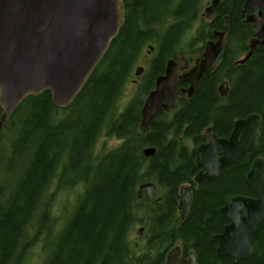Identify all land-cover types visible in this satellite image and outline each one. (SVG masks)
I'll use <instances>...</instances> for the list:
<instances>
[{
  "label": "trees",
  "instance_id": "16d2710c",
  "mask_svg": "<svg viewBox=\"0 0 264 264\" xmlns=\"http://www.w3.org/2000/svg\"><path fill=\"white\" fill-rule=\"evenodd\" d=\"M201 1L123 0V25L72 103L56 109L45 91L16 108L0 133V264H28L37 246L40 264H165L176 244L196 264H264V221L246 260L218 258L212 239L229 224L219 213L226 201L258 197L260 181L247 178L254 157L244 155L197 187L192 183L199 171L195 150L207 128L227 139L235 120L261 115L257 156L264 160V46L237 64L254 38V27L241 17L244 0H221L211 21L200 19ZM196 22L186 44L189 62L214 31H226L225 47L194 94L180 97L170 114L159 112L144 131L143 102L166 63L177 61ZM145 47L154 50L145 81L119 110ZM222 82L229 88L225 98L217 92ZM101 136L120 143L96 153ZM147 148L155 149L150 158L142 155ZM144 183L156 186L160 203L137 198ZM182 186H189L191 203L181 221ZM63 193L74 198L56 217ZM136 227L144 228L142 238H132Z\"/></svg>",
  "mask_w": 264,
  "mask_h": 264
},
{
  "label": "water",
  "instance_id": "95a60500",
  "mask_svg": "<svg viewBox=\"0 0 264 264\" xmlns=\"http://www.w3.org/2000/svg\"><path fill=\"white\" fill-rule=\"evenodd\" d=\"M221 0H212L200 17L212 20ZM264 0H244L242 20L254 27V40L245 63L256 46H264ZM124 22L123 0H0V133L20 103L28 96L47 91L52 106L68 107L106 53ZM226 31L213 32L215 42L205 43L200 58L193 67L177 74L176 63H166L164 74L155 80L154 89L147 95L141 109V129L148 131L159 112L170 113L178 98H190L202 76L216 63L224 49ZM152 51V48H150ZM143 72L135 69V77ZM187 84L188 88L183 85ZM217 92L225 98L227 83ZM257 115L235 120L227 139L218 138L210 128L205 130V144L195 150V165L200 171L192 182L198 186L214 177L222 168L236 163L242 156H255L247 178H257L261 186L257 198L233 197L225 202L219 213L228 221L222 233L213 235L217 242L216 256L229 257L234 262L246 260L255 252L253 237L264 221V161L256 156ZM155 149L143 150L144 158ZM152 183L138 187L137 198L160 203ZM191 191L179 190L178 211L182 221L189 212ZM138 237L144 235L138 229ZM166 264H196L193 253L188 259L181 256L178 245L166 253Z\"/></svg>",
  "mask_w": 264,
  "mask_h": 264
},
{
  "label": "rangeland",
  "instance_id": "374dc122",
  "mask_svg": "<svg viewBox=\"0 0 264 264\" xmlns=\"http://www.w3.org/2000/svg\"><path fill=\"white\" fill-rule=\"evenodd\" d=\"M210 1L211 0H202L201 1L200 14L203 12V9L208 5V3ZM198 26H199V22H196L194 24L193 28L189 32H187V34L185 35V37L183 38V40L180 44L181 49H183L179 53V55H177V58H178L177 63L179 64L178 66L180 69H182L186 65V63L189 62L188 61V54H190V53L186 49V44L194 36V31ZM153 54H154V52H149L148 48L145 47L144 52L141 54V58H140L141 62H139V64L136 67L141 66L145 70H147L149 67L150 61L153 58ZM243 58H244V55L241 56L239 58V60H242ZM136 67L133 69V73H134V70L136 69ZM133 73H132L131 77L129 78L128 83L125 85V87L122 91V94L120 96L119 103H118V109L119 110H121L128 103V101L137 93V91L139 90V87L145 81L146 72L138 80L134 77ZM119 143H120V141H118L114 138L101 136L97 142L96 153L111 150ZM76 191L78 192L77 189H76ZM66 195H67V193H63V194H60L58 197V202H57V204L55 206V210H54V215L56 217H59L61 214H63L64 206H66V208H68V206L70 205V202H68L67 200L69 199V201H72L74 198V195H72V196L71 195L66 196ZM139 228L140 227H136L135 230L133 231V233H131L132 238H135V237L138 238L137 231ZM41 256H42L41 250L37 246L36 248L33 249L32 255L30 256L28 264H40Z\"/></svg>",
  "mask_w": 264,
  "mask_h": 264
},
{
  "label": "flooded vegetation",
  "instance_id": "af4514ba",
  "mask_svg": "<svg viewBox=\"0 0 264 264\" xmlns=\"http://www.w3.org/2000/svg\"><path fill=\"white\" fill-rule=\"evenodd\" d=\"M216 40H217V39L213 37V40H211V41L215 42ZM201 54H202V52L198 55V57H196V59L199 58V57L201 56ZM194 60H195V59H194ZM194 60H193L192 62H188V63H186V65H185L182 69L179 68V66H178L179 64L177 63L178 61H175V62H176V67H177V73H178L179 75H181V74L187 72L188 70H190V69L193 67V65H194ZM144 70H145V69H144ZM140 77H141V76H140ZM140 77H139V78H140ZM139 78H137V80H138ZM183 87H184V88H188V85L185 84V85H183ZM205 143H206V141H204L203 144H205ZM199 171H200V170H199Z\"/></svg>",
  "mask_w": 264,
  "mask_h": 264
},
{
  "label": "bare ground",
  "instance_id": "6f19581e",
  "mask_svg": "<svg viewBox=\"0 0 264 264\" xmlns=\"http://www.w3.org/2000/svg\"><path fill=\"white\" fill-rule=\"evenodd\" d=\"M253 40H254V39H253ZM253 40H252V41H253ZM252 41H251V42H252ZM251 42H250V43H251ZM258 46H259V45H258ZM258 46H256V47H258ZM224 47H225V46H224ZM151 48H152V47H151ZM255 49H256V48H255ZM253 54H254V53H253ZM236 63H237V62H236ZM222 83H226V82H222ZM222 83H221V84H222ZM221 84H219L218 87H219ZM218 87H217V89H218ZM228 89H229V88H228ZM250 116H251V115H250ZM260 116H261V115H260ZM260 116H258V117L260 118ZM248 117H249V115H248ZM246 118H247V117H246ZM233 123H234V122H233ZM260 125H261V124H260ZM259 128H260V127H259ZM232 129H233V128H232ZM256 156H257V155H256ZM253 157L255 158V156H253ZM260 158H261V157H260ZM253 160H254V159H253ZM262 160H263V159H262ZM263 161H264V160H263ZM252 163H253V162H252ZM251 166H252V165H251ZM250 169H251V168H250ZM248 173H249V172H248ZM258 180H259V179H258ZM259 181H260V180H259ZM202 182H203V181H202ZM199 185H200V184H199ZM260 186H261V183H260ZM137 190H138V189H137ZM136 194H137V193H136ZM178 212H179V211H178ZM179 214H180V212H179ZM261 223H262V222H261ZM260 225H261V224H260ZM139 229H143V230H144V228H141V227H140ZM144 234H145V231H144ZM143 236H144V235H143ZM143 236H142V237H143ZM142 237H139V238H142ZM212 237H213V236H212ZM212 239H213V238H212ZM215 253H216V252H215ZM254 253H255V252H254ZM247 259H248V258H247Z\"/></svg>",
  "mask_w": 264,
  "mask_h": 264
}]
</instances>
